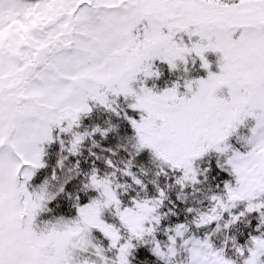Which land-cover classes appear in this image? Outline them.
<instances>
[{
	"label": "snow or ice",
	"instance_id": "1",
	"mask_svg": "<svg viewBox=\"0 0 264 264\" xmlns=\"http://www.w3.org/2000/svg\"><path fill=\"white\" fill-rule=\"evenodd\" d=\"M0 264H264V0H0Z\"/></svg>",
	"mask_w": 264,
	"mask_h": 264
}]
</instances>
